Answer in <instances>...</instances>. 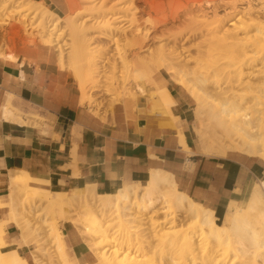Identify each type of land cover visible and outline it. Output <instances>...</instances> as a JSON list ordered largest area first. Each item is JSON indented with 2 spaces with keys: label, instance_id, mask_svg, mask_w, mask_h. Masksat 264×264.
Listing matches in <instances>:
<instances>
[{
  "label": "bare ground",
  "instance_id": "obj_1",
  "mask_svg": "<svg viewBox=\"0 0 264 264\" xmlns=\"http://www.w3.org/2000/svg\"><path fill=\"white\" fill-rule=\"evenodd\" d=\"M83 1L85 2V0H82V2ZM91 1L96 2V0ZM91 1L89 0L90 3ZM172 1L173 0H101L102 3L99 7H97V10H94V5H92L93 11H97L98 19L100 17H106L107 19V16H109L110 14H114L112 22H110V20L108 23H106V31H102V33L98 36L99 39L102 36L110 37L113 35V37H115L117 34L124 36H122V39L125 38L124 46H126L125 48H128V54L125 55V53L127 52L123 51L124 56H121L122 59L120 60V62L122 61L123 63V67L127 66L129 59L128 56L134 55L136 50H143L145 48L149 49L151 45L148 44V42H150L151 40H160L159 44L161 45H157L155 49H153L152 47V49H149L150 52L147 51L149 53L148 57H138L137 60L135 59L136 63L131 64V69L130 67L129 70L127 68L128 71H125V75L129 76L130 79L128 78L127 80L125 78L124 80H120L119 84L121 82L123 86L126 83H132L134 87L132 86V84H129L132 86V88L126 87L127 90L122 93L124 89L123 88L122 91H120L122 93L121 96L123 98L131 97V99L135 101L137 107L138 102L137 96L135 94H137L138 91L135 90L134 82L140 77L144 78L146 72L147 74H149L148 76H150L151 73L149 72H152L151 65L158 68H163L166 73L170 75L171 79L175 81V84L178 87L184 89L197 102L198 108L196 107V109H199V112L202 115L206 113V117L201 118V121H207L208 129L205 130V128H201V131L198 132L201 152L203 154L208 156L213 155L218 157H226L233 152H238L264 159L263 2H259L260 0H252L258 2L257 4L253 3L252 1L245 2V5L247 7L245 6V8H241L243 18H241V13L240 15H238L239 12L237 9L239 8L236 5L233 12H238V14L236 15L239 16L238 18L240 19L238 22L240 23L237 26V21L235 22V25L232 24L234 23L232 22L233 20H230V22H232L230 24L233 25V27L229 29L226 27V21L234 13H229V11H226L227 9L225 10L226 12L220 13V8L223 7L224 4L221 6L218 0H216L217 2L212 6H209L207 4V2H210L208 0L206 2L207 5L205 3L203 4L202 0H190L188 3H186V6L182 4V10L177 8L181 4L180 2H183V0H177L180 1V4H177V1L174 0L176 3L174 4L178 6L172 5V7H176V9H172V7L170 9L169 6L171 5L170 3ZM67 3H70V5H68L72 7V9L77 4L76 0H72ZM86 3L87 5H85V8L86 6L90 5V3L88 2ZM124 4H126V6H124ZM69 6L67 7L70 8ZM90 6L88 9H90ZM252 6L256 8L261 6L259 9H256L259 10L258 14L257 12H255V15L257 14L256 19H254L256 16L253 14L255 9H252L253 12H251ZM77 7L79 6L77 5ZM92 8L89 10V12L92 10ZM8 9H13V12H15L17 16H20H16L17 19H15V24H11L10 29H2L0 27V57L11 60L17 59V56L14 54L13 50L18 46V44H21L19 43V41H22V44L25 43L24 45L27 46L34 47L39 44L41 46L44 45L47 47H52L56 45L57 36L62 35V33L64 32H67L69 38H71V43L69 49L70 52L68 51V58L66 57L69 63L66 62V65L69 64V70L73 73V75L77 77L79 81V89L83 93L81 103H95L94 96H91V93L98 90V87L96 86V84H93V82L96 80L95 74L99 67H97V59L93 56L96 54H93V49L91 50V41L93 42V39L95 40V38L92 39V36L90 38L89 33L90 29L94 30V28L96 27H94V25L91 27L87 26L86 24H88V22L90 21H87L86 23H77L78 21L76 22L74 18L62 19L59 16L57 19H53V10L49 8L43 1L0 0V11L5 10L6 13V10ZM79 10L75 13L74 17L81 16ZM69 11L71 12L73 10ZM122 12H124V14L121 15L120 13ZM87 13L88 12L86 11V14ZM92 13L89 16H91ZM116 13H119V15L116 16ZM150 14H158L159 19L162 18L165 20L162 22L158 20V22H156L154 25H149L148 15ZM27 15H33L32 17L29 16L31 17V19L34 17L40 19L36 28H32L30 23H25L24 20L26 19ZM94 15L92 17H95ZM50 16L53 20H50L52 21V24L49 25V21L47 20ZM70 16H72V13ZM70 16L68 15V17ZM185 16H189L191 22L189 26H192L190 27V30L193 31L192 35H200L201 37H205L202 48H200L197 52L198 56L196 55V58L191 57L190 59L186 57L188 60L193 59L195 63L194 65L196 67H189L188 60H186V62L184 63L179 61L178 58H176V53L178 54V52L174 53L175 49H172L173 51L169 48L166 49L167 44H162L161 42L165 38L169 39L170 37L171 39L173 35L171 34V30L167 27L169 24L168 21H179L180 19H182V17L184 19ZM76 19L78 20V18ZM81 20H83V18ZM60 21H65V27H67V30L62 33L59 32V34L57 32L59 29L63 31L62 28H59ZM121 27H123V29ZM100 28H102V26ZM34 31H36V33ZM33 33H35L36 37L39 40H35L34 37L31 40L27 37V35L30 36ZM117 37H119V35ZM98 40L96 42H98ZM171 40L173 42V39ZM179 42L180 40L178 38H174L173 46L175 45V43ZM95 46L96 45H94L93 48L96 49ZM63 50L66 49L64 48ZM59 51L60 53H56L58 55L56 56L61 68L63 69L66 59L63 55L64 51L62 52L61 49H59ZM147 59H150L151 62L147 63ZM129 62L132 63V61L130 60ZM128 66L130 65L128 64ZM220 75H223L225 79V85L217 83L214 84L210 80L211 77H217ZM154 85L156 87V90L154 89L155 91L152 93H154L155 96L158 95V97H160L162 101L161 103H163L164 106H171V96L168 93L166 87L167 84H164L161 79H154ZM140 87H142V85ZM116 88H118V85ZM116 88L115 90H118ZM109 89L110 88H108V90ZM142 93L139 95H142ZM151 98H153V96ZM14 111L15 110L10 109V107L7 106L3 114L4 118L6 120H15L19 123H25L20 117L17 118L16 116H14ZM173 120L175 121L176 119L173 118ZM179 142L180 147L183 150L192 152V150L187 147L183 134H180ZM17 171L20 170L17 169ZM28 179H30L29 174H27L25 171L15 172L11 170L9 202L6 204H1L0 202V207H8L10 210L9 213L12 214L8 218L0 219V244H2V246L0 247V264H27L26 259L23 258L16 250H1V248L5 246L3 235L5 232V226L8 222H14L18 224L17 226L20 227L24 232L23 235L21 234L22 237L25 233H31V235L33 234L31 237L34 238L39 235L38 231L41 229V227L38 226H30L28 222L27 223L29 224V226L24 229V227H21L23 226L21 223V225H19L18 218L16 217V207L18 205H21L23 213L25 214H29L31 212L35 214L37 211V206L33 205V202L26 204L22 198H19V190L22 186H24L25 180ZM263 190L264 182L260 183L259 185L256 184L255 186H252L247 194V199L243 207H239L235 204V202L231 203L234 209L226 211L222 218L224 219V223L228 226V228H226L227 226H223L218 223V219H215V213L212 209L205 207L201 203L195 201L189 194L182 193L180 190H178L176 182L173 179L172 175L158 170L151 171L149 184L147 187H144L142 189L135 185L131 187H124L123 189L118 191L115 190V192L110 194H99L98 196L89 188L81 189L80 192L73 193L72 195L62 192L51 193L50 191H45L47 196L44 199V211L53 214L56 211L63 210V206L67 204L68 206L73 204H83L84 207L91 213L94 212V209H98L102 213H104V211H109L111 207H115L117 211L129 209L131 208L130 206H132V208L136 207L140 212L147 215V220L145 222H142V224L149 225V228L154 233L155 231L158 232L157 229L159 227L163 226H168V228H176L175 226L180 227L179 229L174 230V232L171 234L172 237L170 236L171 240L168 244L176 247L178 246V248H173V253L171 254L172 256H169V258L165 259V261L163 260L164 262H162V264H166L168 262L169 264H196L195 258L201 252L205 254L203 255L201 253V258L207 257L205 259H210V261H204L202 262V264H225L227 259L225 258V261L224 259L222 260L221 257V259L213 258L214 253L218 251L219 248L217 247H220L222 245L224 246L223 248L225 251L228 250L225 246L227 244L230 245V243L231 245L233 244L232 242L235 241V234L239 236L240 243L244 245L243 241H245V246L247 245L246 247L249 248V251L256 252L259 251L260 248H264ZM38 191L40 192V190ZM91 196H97V199L93 201V198ZM159 214H164V218L159 219ZM184 215L185 217H187V219L192 218L194 221L186 223V220H184L186 219ZM180 216H182V218L184 217V219L180 218ZM63 217L65 218V216H62V219ZM77 220L74 221V224L78 226L81 219L78 221ZM103 226L104 225L97 226V228L99 227V229H102ZM139 227L141 228V226ZM84 236L86 237V240L89 241V244L91 242L90 250L92 254L97 258L98 264H146L144 261L135 260V258L131 257L128 253L121 254L115 248L109 247L108 249L107 247H104V245L107 246L112 244V242L114 243L115 240L113 241L105 236L93 238L95 237V234L88 231ZM25 239H23L24 242H26ZM94 239H96L95 242ZM56 240L60 250L59 257H68V254L64 249L62 238L58 233L56 235ZM141 241L146 242V240L139 239L138 241L140 243V246H138V248L141 247L143 249L145 248L144 246L147 245L146 243L148 242V240L145 243L146 245H144ZM201 242L203 244L205 243L206 246L208 244V246L205 248L202 246L204 249H201ZM26 243L28 244L29 242ZM227 252L228 251H226V257L228 256ZM204 258L203 260H205ZM222 261H225V263Z\"/></svg>",
  "mask_w": 264,
  "mask_h": 264
},
{
  "label": "crops",
  "instance_id": "obj_2",
  "mask_svg": "<svg viewBox=\"0 0 264 264\" xmlns=\"http://www.w3.org/2000/svg\"><path fill=\"white\" fill-rule=\"evenodd\" d=\"M15 50V60L0 57V197L4 202L9 200L11 170L29 174V190L70 193L89 188L96 194L149 184L151 171L158 170L172 175L178 190L221 219L234 209L232 202L245 203L250 187L264 182L262 158L238 152L218 158L201 152L193 98L167 78L156 80H167L171 106H164L161 99L142 101L137 107L118 103L112 111L98 114L88 103H81V91L67 71L52 60H42L33 47L20 45ZM7 106L25 123L6 120ZM179 133L192 152L180 147ZM0 216L8 218L9 208H0ZM17 225L5 226L8 250H16L27 264H43L42 257L37 256L39 262L34 257L33 237L30 233L22 237ZM59 231L72 261L96 263L75 224L61 221Z\"/></svg>",
  "mask_w": 264,
  "mask_h": 264
},
{
  "label": "rangeland",
  "instance_id": "obj_3",
  "mask_svg": "<svg viewBox=\"0 0 264 264\" xmlns=\"http://www.w3.org/2000/svg\"><path fill=\"white\" fill-rule=\"evenodd\" d=\"M35 1H43L49 8H51L53 10V12H54L53 14L55 15V16L53 15V19H57L60 16L62 19H65V18H74L76 22L78 21L77 23H82V22L86 23L87 21H90L86 25L89 26V27H91V26L94 25V27L97 28V30H96V28L93 27L94 30H91L90 29V33H89L90 38H91V36H92V39L95 38V40L93 39V42L91 41V43H92L91 50L93 49V51H94L93 54L94 53L96 54V55H93V56H94V58L97 59V60L96 59L95 60H96L97 65H98L97 67H99L97 69V72H96L97 75L95 74V79L96 80L95 81L93 80L94 81L93 84H96V86L98 87V90L97 91H93L91 89L93 91L91 93V96H94L95 103H93V104L88 103L90 105L91 109L95 110L96 113L99 114L102 111H104V112L112 111L113 106L115 104L120 103V102H121L120 104L123 103V105H125V106H129V105L136 106L135 101H133L131 99V97H125V98H123L121 96L122 93L127 90L126 87L132 88L133 84L132 83H129V84H132V86H131V85L127 84V83L126 84L123 83L124 85L122 86V83L120 82V84H119V81L120 80H124L125 78L128 80L129 76L125 75L126 74L125 71H128L129 70V67L131 69V64H135L136 63L135 62V59L137 60L138 57H141V58H144V56L145 57H148L149 56V53L148 52H150L149 49H152V47H153V49H155L157 47V45L158 46L161 45V44H159L160 43V40H154V41L151 40L150 42H148V44L151 45V47L149 49L148 48L147 49L145 48L143 50H136L134 55L128 56L129 59H128L127 66H128V64L130 66L123 67L122 66L123 63H122V61L120 62V60L124 56V52L123 51L127 52V49H128V48H125L126 46H124L125 45V38H123L124 40L122 39V36L123 35H120V34H117L116 35L115 34L116 35V36L114 35L115 37H113V35L110 36V37H106V36L104 37V36H102V37H100V39H99V36H98V35H100L102 33V31L103 32L106 31V29H107V28L105 29V27L107 26L106 23H108L110 20H111L110 22H112V19L114 17V14L113 15L110 14L109 16H107V19H106V17L103 18V17H100V16H99L100 18L98 19V17H97V15H98L97 14V11L94 12L93 11V8H94V10L95 9L97 10V7H99L101 5V3H102L101 0H99V1L96 0V2H94V1L92 2L90 0L92 4L89 2V0H85V2L83 1L84 4H83L82 0L81 1L79 0L80 3H79V1L76 0L77 4L75 6L73 5L74 6L73 9H72V7L69 6L70 3H67V2L72 1V0H69V1H67V0H58V1L57 0L56 1L55 0H35ZM189 1L190 0H183V2L182 1L181 2L180 1H177V4H180L181 3L177 9L182 10V7H181L182 4H184L186 6V3H188ZM193 1H195V0H193ZM208 1H210L211 3L210 2H207V0H202L203 4L204 3L206 4V2H207V4L209 6H212L213 4H215L217 2L216 0H212V1L211 0H208ZM218 1L220 2L221 6L223 4H224V6L225 5L227 6L229 4L227 7L225 6L226 8L224 6H223L224 8L221 7L220 8L221 10L219 9L220 10V13L221 12L224 13L226 11H229V13L230 12H233L235 10V6L236 5L239 8V9H237L238 12H239V14H238V12L237 13H234L233 12L234 14L230 18H228L227 21H226L227 22L226 23V27L229 28V29H231L233 27V25H231L230 23L234 22L232 24H235V22L237 21V23H236L237 26L240 23V22H238L240 18H238L239 16H237L236 14L240 15V13H241V18H243L241 11L246 6L245 5V2L252 1V0H236V1L235 0H218ZM86 2L90 3L91 6L88 4L90 6V9L92 8V5H94V7L92 8V10L90 12H89L90 9H88L89 6H86V8H85V5H87ZM172 2L170 3L171 5L169 6L170 9H171L172 5L173 6H178V5H175L176 3H175L174 0ZM252 2L253 3H256V4L258 3L256 1H252ZM259 2H261V3L263 2L262 4L264 5V0H260ZM77 5L79 7H77ZM67 6H69L71 9L68 8ZM80 6H81V9H80ZM124 6H126V4H124ZM232 6H234V7H232ZM253 7L254 6H252V8L250 7L251 8V12H253L252 9H255V11H254L253 14L255 15V12H257V14H258L259 13L258 12L259 10H256V9H259L261 6L260 7H257V8L256 7L253 8ZM77 8H79L80 10L77 9ZM82 9H83V11H82ZM84 9H85V12H84ZM172 9H176V7L175 8L172 7ZM69 10H73L74 12L73 11L70 12ZM78 10H79V13L81 15L80 16L81 18L78 17V16L74 17L75 16V13ZM180 10H178V11H180ZM86 11L89 14L88 13L86 14ZM92 11H93V13H92ZM71 13H72V16H70ZM91 13H92V15L89 16ZM94 13H95V15H94ZM120 14L122 15V14H124V12H122ZM68 15L70 17H68ZM93 15L95 17H92ZM117 15H119V13H116V16ZM16 16L17 15L15 14V12H13V9L6 10V13H5V10L4 11H0V18H1L0 27L2 29L3 28H9L10 29L11 24L12 25L15 24V19H17ZM19 16H17V17H19ZM29 16H31V15H27L26 19L24 20L25 23H30L31 26H32V28H36V26L39 23L40 19L37 18V17H34V18L31 19V17L33 15L31 17H29ZM86 16H88V17H86ZM61 18H60V20H61ZM76 18H78V20ZM82 18H83V20H81ZM170 18H172V17H170ZM256 18H257V16L254 19H256ZM53 19L51 18V16L48 18L47 21H49V25L52 24V21H50V20H53ZM160 19H159L158 14H156V15H152V14L148 15L149 25H154L156 22H158V20L160 22H162V21L165 20V19H162V18H160ZM169 20H171V19H169ZM180 20L179 21L176 20V21H172V22L171 21H168L169 24L167 26L171 30V34H173L172 37H171V39H173V42H174V38H178L180 40V42H179L180 44L179 43H175L176 46L175 45L173 46V42L170 39V37H169V39L171 40V42L167 38L163 39L161 42H162V44H167L166 45V49H168V48L170 50H172V49L173 50L174 49L176 50L177 49L176 51L174 50V53L175 52H178V54L176 53V58H178L179 61H181L182 63H184V62H186V60L190 59L191 57L196 58L198 56V53L197 52L199 51L200 48H202V46L204 44V38L205 37H201L200 35L199 36L198 35H196V36H193L192 35V32L193 31L190 30V27H192V26H189V24L191 23L190 22V19H189V16H187V17L185 16L184 19L182 17V19H180ZM230 20H233V21L230 22ZM65 25H66L65 21H62V22L60 21L59 28H62L63 31H61L59 29L60 31L58 30L57 32L58 33L59 32L62 33L64 31H66L67 30V27H65ZM98 25L100 27L102 26L103 30ZM123 26H127V25H123ZM63 27H65V28H63ZM121 28L123 29V27H121ZM34 32L36 33V31H34ZM35 33L31 34L30 36L27 35V37L29 39H31V40L33 39V37H34L35 40L36 39L39 40L36 37ZM118 35H119V37H117ZM159 35H161V34H159ZM60 36H61V38H60ZM96 39L97 40L99 39L100 41L98 40V42H96L97 41ZM117 40H119V41H117ZM23 42H25V41H23ZM114 42H116V43H114ZM19 43H21V44H18V46H20V45L21 46H27V45H24L25 43L22 44V41H19ZM70 43H71V38H69V35L67 34V32L66 33L64 32V33H62V35H58L57 36L56 45H54L52 47H47V46H44V45L41 46L39 44L37 46H34V47L33 46H27V47H33V48L37 49L39 51V53L41 54L40 55V58L42 60H52V61H54L56 63L57 67H59L60 69H62V68H61V66L59 64V61L57 59V56H58L57 54L60 53L59 49H61L62 52L64 51L63 55H64V57H65L66 60H65V66H64V68L62 70L67 71V73L70 75L71 79L73 81H75V83L80 88L79 81H78L77 77L75 75H73V73L69 70V64L66 65L67 63H69V61H68L67 58H68V55H69V52H70V50H69L70 49ZM94 45H96L95 46L96 49L93 48ZM173 47H175V48H173ZM64 48L66 50H63ZM13 51H15V49ZM127 54H128V52L125 53V55H127ZM186 57H188V59ZM99 60H101V61H99ZM129 60L132 61V63H130ZM153 61H154V59H153ZM188 61H189L188 62L189 63V67H192V66L196 67L194 65L195 63H194L193 59L188 60ZM146 62L149 63V62H151V60L150 59H147ZM151 67H152V72H149L148 71L149 73H151L150 76H148L149 74H147V72H146L147 76H146V74H145L144 78L139 76L140 78L137 79L134 82L135 90L138 91L137 94L139 95L143 91L142 95H139L138 96L137 94H135L137 96V102L138 103L139 102H142V101H148V102L151 101V103L152 102L154 103V101L156 102L157 99H160V97H158V95L155 96L154 93H152V92H154L156 90V87L154 85V79H157L158 77H165V78L168 79V81H170V82H172V83L175 84V81L171 79L170 75L167 74L166 71L163 68H160V67L158 68V67L152 66V65H151ZM127 68H128V70H127ZM165 78H160V79L162 80V82L164 84H167L166 83L167 80ZM139 80H141L142 82L139 81ZM210 80L214 84L217 83V84H223V85H225L224 84L225 79H224L223 75H220V76H217V77H211ZM140 84L142 85V87H140L141 86ZM102 85H104V86H102ZM117 85H118V88H116ZM108 88H110V89L108 90ZM115 88L118 89V90H115ZM179 88H181V87H179ZM209 88H212V87H209ZM122 89H123V91H122ZM144 90H145V92H144ZM120 91H122V93ZM241 93H243V92H241ZM151 94H152L153 98H151L152 97ZM81 95L83 96V93L82 92H81ZM193 101H194V114H195V119H196V122H197V129H196V131H197V137H198L199 136V133L198 132L201 131V128H203V129L205 128V130L208 129L207 128V121L206 120L204 122L201 121V118L206 117V113H204L202 115L199 112V109H196V107L198 108L197 102L194 99H193ZM198 141H199V146H200V138L198 139ZM233 153H235V152H233ZM213 157H218V156H213ZM218 158H224V157H218ZM29 181H30V179L25 180L24 186H22L21 189L19 190V196H20L19 198H22L23 201L26 204H29L30 202H33V205H36L37 206L36 207V210L37 211H36L35 214L33 212H31L29 214H27V213L25 214V213H23V209H22L21 205L20 206L18 205L16 207V211H17L16 217L18 218L19 225L22 224L23 226H21V227H24V229H26L29 226V224L32 227L33 226L34 227H36V226L41 227V229L38 231L39 232L38 233L39 235H37L36 237L33 238L34 243H36L35 244L36 245V251L34 253V257H35L36 260H38V262L40 261L38 259V257H37L39 255L40 257H42L45 260V262L43 264H78L77 262L71 260V257L69 256V253H68V250H67V246H66V250H67L68 257H65V258L59 257L60 250H59V247H58V244H57V240H56V235L58 233L61 236L62 242H63V245H64V241L65 240L63 238V235L59 231V224H60V222L61 221H70V222H72L74 224V221H76L77 219L78 220L81 219L79 225L78 226L76 224L75 225L79 228V232H81L80 235L82 237L88 231L90 233L95 234V237H93V238H96V237L99 238V236H105V237H107V238H109V239H111L113 241L115 240L114 243L112 242V244L107 245V246L104 245V247H107L108 249H109V247L115 248L121 254L122 253H128L131 257L135 258V260H137V261L138 260L144 261L146 264H162V262H164L165 259L169 258V256H172L171 254L173 253V248L174 249L175 248H178V246L176 247V246H172V245H168V244H169V242L171 240V237H172L171 234L174 232V230H177L180 227L175 226L176 228H173V227L172 228H168V226H163V227H159L157 229L158 232L155 231V233H154L149 228V225L142 224V222H145L147 220L146 219L147 215L145 213L140 212L136 207H133L132 208V206H130L131 208L126 209V210H120V211H117L115 209V207H111V209L109 211H107V212L104 211V213H102L98 209H94V212L91 213V212H89L84 207L83 204H78V205L77 204H75V205L73 204V205H69V206L67 204V205L63 206V210L56 211L53 214L52 213H47V212L44 211V206H45V204H44L45 200L44 199L47 196L46 192L45 191H41V190L39 192L38 190H35V189L29 190L28 189V183H29ZM255 185H253V186H255ZM145 186L147 187L148 186V183H145L142 186L140 185L139 187L142 189ZM250 189H251V187H250ZM250 189H249V191H250ZM80 191H81V189L80 190L72 191V192L67 193V194L72 195L73 193H78ZM182 193H185V192H182ZM96 195L98 196L99 194H96ZM97 196H93V197L91 196L93 198V201L95 199H97ZM0 202H1V204H6V203L9 202V200L7 202H4L2 200V198L0 197ZM244 205H245V203L241 204L239 207H243ZM0 208H2V207H0ZM9 212H10V210H9ZM118 213H120V214H118ZM10 215H12V214L9 213V216ZM62 216H65V218L63 217V219H62ZM158 216H160L159 219H162V218H164L165 215L164 214L163 215L162 214H159ZM182 216H180V218H182ZM184 217H185V215H184ZM184 217L182 219H184ZM185 218L186 219H184V220H186V223H189V222L194 221L192 218H188V219H187V217H185ZM222 218L221 219H218L215 216V219H218V223H220L223 226H227L224 223V219H222ZM0 219H2L1 216H0ZM140 224H142V225H140ZM101 225H104L102 229H99V227L97 228V226H101ZM139 226H141V228ZM144 228H145V230H144ZM162 228H164V229H162ZM226 228H228V226ZM98 231H100V232H98ZM141 234H142V236H141ZM29 235L31 237V233ZM152 235L154 236V238H153ZM3 236H4V241H5L6 240V234H5V232H4V235ZM148 236H149V238H148ZM82 239L83 240H86V237L84 236ZM139 239L140 240L141 239H144V240H146V242L148 240L147 243L145 241L142 242L143 240L141 241L144 245L147 244L146 246H148V247L144 246L146 248V250H145V248H143L144 251H143V249L141 247L138 248V246H140L139 245L140 243L138 242ZM156 239L158 240V242H157ZM95 240L96 239H94V242H95ZM234 240L235 241L232 242L233 243L232 245L230 243L231 246L229 244H227L230 247H228L227 245L225 246L226 249H228V250H226V251H228L227 252V254H228L227 257H226V251L223 248L224 246L222 245L220 247H217L219 249H218V251L216 253H214V257L213 258H216V259H218V258L221 259L222 258V260L223 259L225 260V258H226L227 261L226 260L225 261H226L227 264H264V248H260L259 251H256V252L249 251V248L246 247L247 245L245 246V241H243L244 242V245L242 243H240V238H239L238 235L235 234V239ZM86 241H84V242H86ZM88 242L89 241H87L86 243H87L88 246H90L89 248H91V242H90V244ZM92 243H93V241H92ZM200 244H202V245H200ZM200 244L199 245H200L201 249H204L205 247L208 246V244L206 246V244L205 243L203 244L202 242ZM1 246H2V244H0V247ZM107 248H105V249H107ZM64 249H65V246H64ZM138 249H140V250H138ZM243 249H245V250H243ZM246 249H247V251H246ZM1 250L2 251L8 250L6 241H5V246L3 248H1ZM141 250H142V252H141ZM201 253L203 255H205L203 252H201ZM201 253H199L198 256H196V258H195L196 264H202V262H204V261H210V259H208V260L205 259L207 257H205V258L203 257L205 259V260H203V258H201V256H200ZM223 256H225V257H223ZM225 261H222V262L225 263ZM95 264H98L97 258H96V263ZM166 264H169V262L166 263Z\"/></svg>",
  "mask_w": 264,
  "mask_h": 264
}]
</instances>
